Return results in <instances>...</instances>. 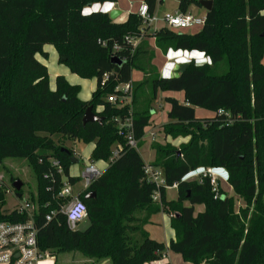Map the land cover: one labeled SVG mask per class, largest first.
Returning a JSON list of instances; mask_svg holds the SVG:
<instances>
[{
    "label": "trees",
    "instance_id": "trees-1",
    "mask_svg": "<svg viewBox=\"0 0 264 264\" xmlns=\"http://www.w3.org/2000/svg\"><path fill=\"white\" fill-rule=\"evenodd\" d=\"M115 1L0 0V163L20 158L32 166L37 195L30 199L37 204L33 219L39 249L78 250L92 258L109 257L111 264L158 261L166 250L192 264H264V0H212L201 29L193 34L166 27L149 31L137 13L118 22L107 12H83L92 4ZM143 2L154 14L158 0ZM191 5L200 7L198 0H178L180 12ZM148 37L163 54L169 49L197 51L209 63L188 62L182 72L161 76L152 65ZM134 38H139L135 46L128 41ZM44 45L54 46L59 62L71 73L96 79L90 100H80L79 86L62 75L55 77V89L50 90L47 67L36 59V54L47 56ZM112 57L121 63H112ZM222 63L226 71L219 74ZM133 69L144 79L131 85L130 102L123 106L109 102V95L121 94L117 86L130 84ZM145 83L151 87L150 99L158 90L183 93L182 102L165 98L169 121L162 125L165 136L189 137L180 146V155L170 144L151 143L155 151L151 165L161 170L165 186L176 184L177 198L172 201L166 200L164 186L158 188L159 202L152 201L156 187L147 180L138 152L150 114L132 106ZM88 106L103 117L100 124L82 123ZM195 108L212 115L197 117ZM128 117L130 128L120 129ZM128 132L136 148L127 145ZM53 135L57 140L94 142L90 160L108 163L78 195L87 208L84 230H70L59 212L45 219L63 202L57 196L62 177L71 185L80 180L68 171L72 150L58 144ZM113 144L121 150L110 161ZM59 167L62 175L56 173ZM205 167L226 170V181L243 199L244 208L235 212L233 198L219 184L214 191L205 177L184 180ZM90 191L95 196L85 199ZM3 203L0 190V220L25 219L1 209ZM200 204L204 210L194 215V206ZM141 209L147 214L171 213L174 238L165 245L139 227L141 239L131 245L130 222Z\"/></svg>",
    "mask_w": 264,
    "mask_h": 264
},
{
    "label": "rangeland",
    "instance_id": "rangeland-1",
    "mask_svg": "<svg viewBox=\"0 0 264 264\" xmlns=\"http://www.w3.org/2000/svg\"><path fill=\"white\" fill-rule=\"evenodd\" d=\"M200 1V0H198ZM100 5V4H97ZM89 7V6H87ZM86 7V8H87ZM100 6L97 7V10H91V11H98L100 10ZM191 11V14L193 16H202L205 10L202 7L194 6ZM86 8L83 10L86 11ZM178 9V0H161L160 2H157L155 12L153 16L155 17V22L150 25L151 29L154 27L155 24L163 23L161 18L165 13H174ZM197 28L188 29L187 32H193L196 31ZM139 42V41H138ZM137 42V43H138ZM153 50V57L156 56V51L159 50L161 54H163V51L156 47L155 45L151 47ZM43 50L47 53L46 57L41 56L40 54H36V59L44 64L47 67L48 71V84L50 90L55 89V73L59 72V75H62L65 77V79L68 81V83L72 85H78L79 86V92H78V98L82 101H88L91 98V94L94 91L96 87V79H83L79 77L77 74L71 73L68 66L64 63L59 62L58 54L52 45H44ZM191 52V51H190ZM188 62H192L195 64H200L199 60L195 58L194 56L189 57ZM264 64V56L262 60ZM209 63V61H208ZM181 66V65H180ZM180 68V67H179ZM136 69L132 70V77L133 75H136ZM226 71L225 65L222 63L219 67L218 73L221 74ZM141 72V71H140ZM162 76V75H161ZM164 76V75H163ZM144 79V77H143ZM142 79V80H143ZM140 81H135L134 84L140 83ZM143 90V91H142ZM151 87L149 84L145 83L142 86H140V94L139 97L135 100L133 103V109L135 111L146 109L148 110L150 114V120L151 123L157 126H162L163 124L167 123L168 117V104L165 100L166 97H172L176 96L179 98H182L181 92H172V91H157L156 96L154 99H150V93ZM130 101V100H128ZM198 109V108H197ZM198 113H204L207 115L200 116V117H207L211 116L212 114L207 113L205 111L202 112L201 108L196 111V114ZM198 117V116H197ZM164 122V123H163ZM149 128V127H148ZM147 128V129H148ZM164 133L162 131H158V135L154 137L153 140H151L150 134L145 136L144 141H142V145L148 144V142L151 143L155 142L160 145H166L170 144L174 147H176L177 150V156L180 155V146L182 144H185L188 142L189 137H177L175 139H172L171 137H168V140H165ZM52 138L63 147L69 148L72 150V156H71V164L69 166V173L71 175H76L80 178V184L78 183L74 187V192L76 193L77 189L80 187L81 184H83V179L81 178V173L84 170V168L90 164L95 165L96 168L99 169L97 162L98 161H92L90 160L91 151L94 147V142L90 143H83L78 141H73L69 139H58V136L53 135ZM117 144H113L111 146L112 151L115 149V146ZM141 145V146H142ZM144 148V147H143ZM143 148H139V154L143 158V160H147L148 157L145 154V151ZM150 149H152L150 147ZM101 165L107 167L108 164L105 161L99 162ZM199 169V168H198ZM217 169V175H218V181H219V187L224 188L226 194L233 198L234 200V211H238L239 208L245 207V202L242 198L238 197L234 194L233 190L228 189L229 184L226 181V170L223 168H216ZM101 170V169H100ZM197 170V169H196ZM194 170V171H196ZM187 176V175H186ZM0 177L3 179L5 187L3 188L4 191V203L1 206V209H11L17 205V202L23 203L27 200H30V198H36L37 195V178L36 175L32 169V166L30 162L27 159H20V158H5L0 163ZM20 180L22 182V186L20 189L21 197L16 198L15 197V190L12 188V182L14 180ZM232 189V188H231ZM167 198L168 201H172L171 199L176 200L177 198V190L170 189L167 191ZM183 203H188V201H184ZM182 203V204H183ZM159 213V214H158ZM158 213L154 214H147V211L145 209L137 210L133 214V221L130 222V231H128L129 236V243L133 246H135L141 239L140 233L138 235V229L143 224H147L149 221H157L159 223L158 227L159 229L151 230V236L150 238H154L156 240H162V227H165L167 231H170L169 225H170V216L171 213L160 211ZM162 213V214H161ZM157 214V215H156ZM194 215H196V210H194ZM161 219H163V226L161 224ZM142 224V222H144ZM154 221V222H155ZM169 222V224H168ZM153 223V222H152ZM88 226L87 219H84L80 221L77 225V229L84 230ZM171 227V226H170ZM173 230V229H172ZM174 232V231H173ZM47 254L49 257H54L53 264H111V260L109 257H102V258H92L88 257L82 252L78 250H70V251H57V250H50L47 251ZM183 261V260H180ZM48 263V262H47ZM43 263V264H47ZM151 264V263H149Z\"/></svg>",
    "mask_w": 264,
    "mask_h": 264
},
{
    "label": "built area",
    "instance_id": "built-area-1",
    "mask_svg": "<svg viewBox=\"0 0 264 264\" xmlns=\"http://www.w3.org/2000/svg\"><path fill=\"white\" fill-rule=\"evenodd\" d=\"M138 16L141 18L143 27H150L155 22V17L148 13L147 6L144 2L140 5ZM205 16L196 17L188 12H176L165 13L161 18L164 27L175 32H182L188 29H192L196 26H202ZM134 46L139 41V38L128 39ZM106 76V74H104ZM116 90L121 91V94L109 95L108 101L111 103H117L118 106L128 104L131 99V84H121L116 87ZM130 112V111H129ZM219 113L221 111H218ZM130 118H125L120 124L119 128H130ZM127 145L136 148V140L128 132L125 136ZM154 139L153 137L151 138ZM118 149L112 151L110 161L119 155L121 146L118 144ZM58 162L53 161V165H57ZM144 172L147 176V180L155 184L156 189L153 191L151 199L154 202H159V186L164 188L171 187L165 186L164 178L162 177L161 170L158 167L146 164ZM56 173L62 175V169L59 167L56 169ZM101 171L97 169L93 164H90L84 168L81 173L83 179L84 189H86L96 178L101 175ZM44 178L47 175L43 176ZM205 177L209 180L213 190L216 191L218 186V177L214 172V168L205 167L199 168L196 171H192L184 177L186 181H201ZM61 188L57 196L63 199L59 210L51 211L45 216V219L49 221L56 212L62 213L65 216L66 225L70 230L77 229V225L80 221L86 219L87 208L84 202L76 195L72 190V185L67 181L65 177H62ZM172 186L176 187V184ZM5 187L3 179L0 177V190L3 191ZM218 193H215L214 197H218ZM21 197V196H20ZM19 197V198H20ZM37 209L36 202L27 200L23 203L17 202V205L11 209L10 212H16L19 215L24 216L22 221H10L0 220V264H53L54 257H49L47 251L39 249L37 244V228L33 219L34 212ZM172 216V215H171ZM170 216V217H171Z\"/></svg>",
    "mask_w": 264,
    "mask_h": 264
},
{
    "label": "crops",
    "instance_id": "crops-1",
    "mask_svg": "<svg viewBox=\"0 0 264 264\" xmlns=\"http://www.w3.org/2000/svg\"><path fill=\"white\" fill-rule=\"evenodd\" d=\"M160 1L161 0H158V2H160ZM142 2H143V0H116L115 2H107V3H102V4L96 3V4L90 5L87 8L85 7L86 11L83 10V12L84 13H89V12H91V10H97V7L101 5L99 11H103V12H107L108 13L110 10H113V9L119 10L120 11V15L118 16L116 21L122 22V21H124L126 19L127 15L129 13H137V11H138L140 5L142 4ZM97 4H100V5H97ZM193 8H194L193 5H191L189 7V9L187 10V12L191 13ZM176 12H180V11L177 9L176 11H174V13H176ZM205 12L203 13L202 16H205ZM197 17H201V16H197ZM160 27H164V24L163 23L155 24L152 29H151V27H149V31L158 29ZM197 27H199V28L196 31L187 32V30H185V31H182V32L193 34V33L198 32L201 29L202 26H196V27H193V28H197ZM146 40H147V42H148L150 47L154 46V38L153 37H148V38H146ZM46 53H48V52H46ZM155 54H156V56L154 55V57L152 59V65L156 68L157 73L159 75H162V76L163 75L164 76H173V75L177 74L180 65L188 63V59L191 56H194L195 58H197L199 60L200 64L208 63V61H209L208 58L206 56H204L203 53H200V52H197V51H191V52L190 51H181V50L174 51V50L169 49L165 54H161L159 50H157ZM262 60H263V58H262ZM135 72H136V75H133V77H132V72H131V80H130V84L131 85L133 83H135V81L142 80L143 77H144L142 72H140L138 70H136ZM58 73L59 72H56L55 76L59 75ZM172 97L175 98L176 100L180 101V102L183 101V93H182V98H179V97H176V96H173V95H172ZM168 110H169V104H168ZM197 110H199V108L198 109L195 108V115L196 116L200 117V116L207 115V114H204V113H200V114L198 113V115H197L196 114ZM201 110H202V112L205 111V112L209 113L206 110H203V109H201ZM210 114H212V113L210 112ZM159 130L162 131V126L154 125V124L151 123V120H149V125L145 128V134H144V137L142 138V141H144V138L148 134V132L150 134V137L154 138V137H156L158 135V131ZM164 138H165V140H168L167 136H165ZM151 140H150V142H148V144L142 145L140 147V149L144 147L143 150L145 151V154L148 157L147 160H143L144 163H146V164H151L154 161V159H155V151L153 149H150ZM118 148L119 147H118V144H117L115 146V149H118ZM138 152H139V149H138ZM100 161H102V160H99L97 162V164H98L99 170L101 169L100 171L103 172L108 166L105 167V166L101 165L99 163ZM214 172L217 175V169L216 168H214ZM69 174L72 177H77L75 174L74 175H71V173H69ZM217 177H218V175H217ZM226 177H227V174H226ZM78 183L80 184L81 182L79 181V182L75 183L74 185H72L73 192H74V187ZM218 183H219V181H218ZM170 189H175L176 190V187L175 186H171V187L165 188V198H166V200H169L167 198V191L170 190ZM222 189L224 190V188H222ZM228 189L232 190L230 186L228 187ZM83 190H84V185L81 184L80 187L77 189L76 193L75 192L74 193L76 195H79V193L82 192ZM171 200H174V199H171ZM183 205L184 206H188L189 204L188 203H183ZM194 210H196V214H197V213L202 212L204 210V206L202 204L195 205L194 206ZM154 221H152L153 223L151 221H149L147 224H143L141 226L142 230L145 231L149 235V237H152L151 233H150L151 230L159 229V227H158L159 223L157 221H155V222ZM162 223H163V219H161V224ZM168 224H169V222H168ZM162 226H163V224H162ZM169 228H170V231H167L165 229V227L161 228V230H163V232H162V235H163L162 236L163 237L162 240H156L154 238H152V239H154L156 241H159V242H162V243H164L166 245L170 239L174 238V232H173L172 228L170 227V225H169ZM137 231H138L137 232L138 235L136 234V236H139V230H137ZM180 260H182V258H181V256L179 254H176V253H173V252H171L169 250H166L162 254L160 260L154 261V262H149V263H151V264H192V263L184 262V261H180ZM149 263H145V264H149Z\"/></svg>",
    "mask_w": 264,
    "mask_h": 264
},
{
    "label": "water",
    "instance_id": "water-1",
    "mask_svg": "<svg viewBox=\"0 0 264 264\" xmlns=\"http://www.w3.org/2000/svg\"><path fill=\"white\" fill-rule=\"evenodd\" d=\"M199 3H200V6L202 8H204V10L206 12L211 10V8H212V0H200ZM108 15L112 20H115L120 15V11L113 9V10H110L108 12ZM62 61H63V59H62ZM111 61L114 64H120L121 63V60H119L117 57H112ZM185 66H186V64H182L179 68V72H182L183 69L185 68ZM102 119H103V117H101L98 114H96L95 112H93L91 106H88L82 115V123L83 124H86L89 122H96V123L100 124ZM61 151L67 152V150L65 148H61ZM70 161H71V158H70ZM21 186H22V182L18 179L14 180L12 182V188L15 190V197L16 198H19L21 196V193H20ZM94 196H95V192L90 191L84 196V198L90 199V198H93Z\"/></svg>",
    "mask_w": 264,
    "mask_h": 264
}]
</instances>
